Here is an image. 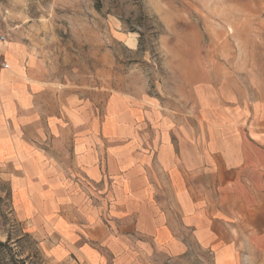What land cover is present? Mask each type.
<instances>
[{
	"label": "rangeland",
	"instance_id": "rangeland-1",
	"mask_svg": "<svg viewBox=\"0 0 264 264\" xmlns=\"http://www.w3.org/2000/svg\"><path fill=\"white\" fill-rule=\"evenodd\" d=\"M0 32L1 58L39 88L38 145L76 184L67 190L76 207L109 226L120 224L115 185L133 173L134 150L168 136L176 147L183 135L206 139L264 98V0H0ZM88 145L102 181L81 169ZM143 164L157 183L154 203L129 202L124 218L139 229L140 264H216L184 224L158 162ZM30 224L0 177L3 263L12 254L24 264L56 263ZM162 224L168 232L156 231Z\"/></svg>",
	"mask_w": 264,
	"mask_h": 264
},
{
	"label": "crops",
	"instance_id": "crops-1",
	"mask_svg": "<svg viewBox=\"0 0 264 264\" xmlns=\"http://www.w3.org/2000/svg\"><path fill=\"white\" fill-rule=\"evenodd\" d=\"M8 65L0 69V177L9 184L17 215L31 221L32 232L55 264H130L126 256L140 264L139 229L124 218L129 202L148 197L154 203L157 183L143 158L158 162L168 178L166 186L179 194L184 224L212 251L216 264H241L250 256L264 264V98L251 104L248 113L237 111L235 119L222 117L235 124L208 132L206 139L183 135V145L176 147L168 136L158 147L134 150L128 157L133 173L115 185L120 224L109 226L100 213L76 207V193L67 192L76 184L56 164L50 165L46 149L38 145L39 88L14 60ZM83 151H88V162L81 169L102 181L91 146ZM161 230L168 232L163 224L156 231Z\"/></svg>",
	"mask_w": 264,
	"mask_h": 264
},
{
	"label": "trees",
	"instance_id": "trees-1",
	"mask_svg": "<svg viewBox=\"0 0 264 264\" xmlns=\"http://www.w3.org/2000/svg\"><path fill=\"white\" fill-rule=\"evenodd\" d=\"M6 242H0V247L2 249H4V252L6 250ZM25 260L24 259H16V256L14 254H12L9 259H7L5 261V263H3V261L0 259V264H24Z\"/></svg>",
	"mask_w": 264,
	"mask_h": 264
},
{
	"label": "built area",
	"instance_id": "built-area-1",
	"mask_svg": "<svg viewBox=\"0 0 264 264\" xmlns=\"http://www.w3.org/2000/svg\"><path fill=\"white\" fill-rule=\"evenodd\" d=\"M6 41H7L6 40V35L4 33L0 32V45L1 44H5ZM8 67H9V65L6 62V60L5 59H2L1 58V55H0V69H6Z\"/></svg>",
	"mask_w": 264,
	"mask_h": 264
}]
</instances>
